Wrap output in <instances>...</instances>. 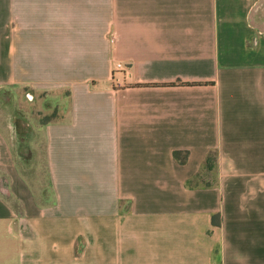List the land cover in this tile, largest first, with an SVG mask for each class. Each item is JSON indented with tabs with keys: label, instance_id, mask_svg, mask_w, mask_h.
Wrapping results in <instances>:
<instances>
[{
	"label": "crops",
	"instance_id": "1",
	"mask_svg": "<svg viewBox=\"0 0 264 264\" xmlns=\"http://www.w3.org/2000/svg\"><path fill=\"white\" fill-rule=\"evenodd\" d=\"M22 86L67 107L44 201L0 123V264H264V0H0Z\"/></svg>",
	"mask_w": 264,
	"mask_h": 264
},
{
	"label": "rangeland",
	"instance_id": "2",
	"mask_svg": "<svg viewBox=\"0 0 264 264\" xmlns=\"http://www.w3.org/2000/svg\"><path fill=\"white\" fill-rule=\"evenodd\" d=\"M66 107L67 99L64 91L40 90L26 86L0 89V123L2 126L11 125L18 136L36 137L31 167H28L25 173L36 195L43 201L48 195L49 186L45 172L43 144L37 132L39 125L61 120L65 115Z\"/></svg>",
	"mask_w": 264,
	"mask_h": 264
},
{
	"label": "trees",
	"instance_id": "3",
	"mask_svg": "<svg viewBox=\"0 0 264 264\" xmlns=\"http://www.w3.org/2000/svg\"><path fill=\"white\" fill-rule=\"evenodd\" d=\"M46 123H48V122H45V123H43V124H46ZM212 156H208V159H207V162L210 160V158H211ZM217 216H215L214 218H213V224H217V218H216Z\"/></svg>",
	"mask_w": 264,
	"mask_h": 264
},
{
	"label": "built area",
	"instance_id": "4",
	"mask_svg": "<svg viewBox=\"0 0 264 264\" xmlns=\"http://www.w3.org/2000/svg\"><path fill=\"white\" fill-rule=\"evenodd\" d=\"M116 67H117V68H120V67H121V65H120V64H117V65H116Z\"/></svg>",
	"mask_w": 264,
	"mask_h": 264
}]
</instances>
